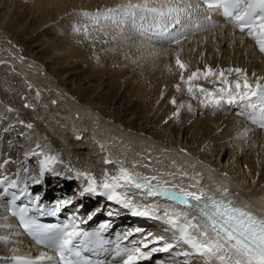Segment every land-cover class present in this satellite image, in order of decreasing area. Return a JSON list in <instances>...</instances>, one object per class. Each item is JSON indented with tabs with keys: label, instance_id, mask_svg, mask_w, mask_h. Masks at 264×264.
I'll return each instance as SVG.
<instances>
[{
	"label": "bare ground",
	"instance_id": "1",
	"mask_svg": "<svg viewBox=\"0 0 264 264\" xmlns=\"http://www.w3.org/2000/svg\"><path fill=\"white\" fill-rule=\"evenodd\" d=\"M41 1L36 6L35 0L30 5L21 0L14 3L0 0V27L26 43L35 26L48 27V23L54 24L62 17L59 15L96 12L128 2ZM75 18L74 25L80 30L82 26L88 29L84 37L80 34L77 37L83 40L82 44L78 45L77 40L73 43L74 33L66 36L74 28L68 22L59 25L57 37H48L54 28L31 39L34 46L42 41L36 57L43 60L45 73L54 79V91L33 93L38 95L32 99L36 102L34 112L23 107L24 111L17 112L19 118L9 112L0 115V179L7 177L18 185L0 195V238H7L0 239V264H18L16 258L44 251L31 244L6 213L7 198L13 192L19 194L25 185L28 194L20 197V204L33 209L40 205L48 212L54 207L52 196L59 195L57 203H69L61 205L55 216L69 221L75 217L76 224L103 223L104 231L135 242L142 251L163 246V241L156 242L160 236L168 239L165 230L168 225L163 220L134 215L131 208L101 195L100 189L84 192L88 181L83 176L78 178V172L91 173L99 183L105 170L115 174L124 167L141 176H155L156 183L168 187L195 192L209 190L222 198L234 196L242 205L264 216V133L249 125L247 113L251 110L245 107L246 102L229 103L227 94L217 93L213 98L195 89V94H190L187 84L181 81V75L186 81L197 69L204 72L211 68L217 76L208 79L201 76L192 83L216 93L224 86L218 74L224 72L230 82L242 81L243 74L229 72L239 68L250 83L257 80L264 83V53L255 41L216 14L212 15V21L217 27L190 33L179 44L167 41L149 44L139 36L113 40L115 27L109 25L99 31L90 19ZM68 25L73 27L69 29ZM98 27H103V22ZM93 53L96 57L100 54L99 64ZM92 56L97 68L93 61L86 60ZM177 58L186 65L185 70L177 66ZM84 65L88 69H83ZM63 91L66 96L61 94ZM63 96L66 99L60 102ZM20 101L19 108L24 104ZM2 108L0 104V112ZM242 111L245 115H240ZM27 124L33 127H24ZM37 143L44 153L57 157L43 175L40 163L43 156L30 154L41 150L36 148ZM105 160L111 163L106 164ZM201 179L204 184L199 182ZM223 189L228 190L227 196H222ZM117 191L126 192L136 206L170 205L159 197L145 198L146 194L138 189ZM37 196L40 199L30 204ZM159 215H163L162 210ZM145 243L148 248H143ZM179 258L172 253L156 252L146 263L205 264V259L196 254Z\"/></svg>",
	"mask_w": 264,
	"mask_h": 264
},
{
	"label": "snow or ice",
	"instance_id": "2",
	"mask_svg": "<svg viewBox=\"0 0 264 264\" xmlns=\"http://www.w3.org/2000/svg\"><path fill=\"white\" fill-rule=\"evenodd\" d=\"M213 14L222 15L233 28L239 29L241 33L246 32L258 45L260 52L264 53V0H137L135 3L128 0L127 3L115 7L82 13L85 18L94 22V27L99 31H103L104 27L109 25L115 27L117 32L112 37L113 40L121 38L131 40L134 36H139L149 44L164 41L179 44L182 39H187L190 33L215 28L217 24L212 21ZM101 22L103 27H98ZM176 64L182 71L186 69V65L179 58ZM232 71L243 74V80L230 82L224 72H220L218 78L224 86L218 88L216 93L192 83L201 76L204 79L217 76L211 68L204 72L197 69L186 81L181 75V81L187 84L188 93L193 95L195 89L213 98L217 93L227 94L229 103L236 100L246 102L245 107L251 110L247 113L248 119L264 128V83H260L259 80L255 84L250 83L242 69L229 70ZM177 89L179 90V85ZM220 98L222 99L223 95ZM172 103H176L175 99ZM240 115L245 113L242 111ZM26 127L31 129L33 125L27 124ZM36 148L41 149L39 143ZM30 154L43 156L40 161L41 175L57 160L56 156L48 155L42 149L33 150ZM105 163L111 161L105 160ZM80 176L88 181L84 192L94 193L100 189L101 195L131 208L134 215L153 216L169 226L166 231H171L172 242H168L163 236L156 238V242H164L162 247H153L148 251H142L138 246L118 248L117 254L125 257L123 264H140V261L150 259L156 252L172 253L174 257L196 254L205 259V264H264V216H257L245 207L236 206L234 200L218 199L210 191L205 190L195 192L181 188L177 191L175 187H167L159 181L152 183L157 180L155 176H141L124 167L115 174L105 170L99 183L91 173L78 172L77 177ZM9 188H18L17 182L7 177L0 179V195H6ZM130 188L141 190L146 194L145 198L160 197L172 203L136 206L126 192L117 191ZM27 194V185L19 190V194L11 193L12 215L19 218L20 226L38 245L56 253V256L41 253L35 259L16 258L18 264H91L82 253L90 250V246L102 243L98 239V234L80 229L75 217H72L70 222L40 223L37 216L29 215L33 211L29 205L20 207L15 203ZM227 194L228 190L223 189L222 196ZM39 199L37 196L29 203H35ZM66 203L69 201H60L48 212L40 205L34 210L41 216H55L60 212L61 205ZM161 210L163 215H159ZM0 239L6 241L7 238ZM181 245H186L187 248L184 249ZM143 248H148V243L143 244ZM173 249L179 250L172 252Z\"/></svg>",
	"mask_w": 264,
	"mask_h": 264
},
{
	"label": "rangeland",
	"instance_id": "3",
	"mask_svg": "<svg viewBox=\"0 0 264 264\" xmlns=\"http://www.w3.org/2000/svg\"><path fill=\"white\" fill-rule=\"evenodd\" d=\"M6 1L14 3L16 0H6ZM21 1L23 3L25 2L26 5L27 4L30 5L31 2H33V0H21ZM35 1H36V6L41 5L42 3L41 0H35ZM59 16H62V17H59V20L61 19L62 20L61 21L58 20L54 24L48 23L49 25L48 27H45L43 25L35 26L34 33L31 35V39L35 40L39 37H42L44 32H46L48 29H54V28H55L54 32L49 31V33H53V34L49 35L48 37L49 38L57 37L58 36L57 34L59 33L57 31V28L59 29V25H62L64 22L72 23L74 25V23L77 22V19L75 17L83 16V15L81 12H69V13H64L63 15H59ZM68 27L70 29L73 26L68 25ZM74 28H72L73 30L68 29L69 30L67 32V34L69 33L68 35L64 34L67 37H69V35L71 36V34L74 33L73 40H72L73 43H75L79 34H80V37L82 36L84 37L86 33L88 32V29L84 28L83 26L81 27L82 30H80V27L76 26V24L74 25ZM77 29H79V31ZM19 39L20 38H16L9 31H7L5 27L3 26L0 27V104L3 107L0 112V115L3 114L4 112L5 113L9 112L11 114H14L16 118H19L18 117L19 114H17V112H20L21 110L24 111L23 109H21L23 107L28 109L30 112L35 111L36 102H34L33 100L35 98L37 99L39 93L45 94L47 90L52 89L54 91L55 89V85H54L55 83L53 82L54 79H52L51 76H48L45 73L44 66H43V60L41 58L39 59L38 57H36V53L40 50L39 47H42L40 46L42 41L40 40L38 44L34 43L35 44L34 46L32 45L33 43L31 39H29L26 43L21 42V40ZM77 41H78V45L82 44L81 42H83L82 39L80 40L78 39ZM86 41L92 42L90 39H87ZM93 55L95 56L96 53H93ZM99 56L100 54L97 57L95 56L96 60L99 61V62L97 61L98 64L100 63V60H102L100 59ZM93 58L94 57L92 56L90 59H86V60L93 61V63L92 62L91 63L93 64V66H95L94 64H96L95 63L96 61L91 60ZM75 62L78 63V65L83 66V63L80 64L81 61L79 62L75 60ZM8 63H10V65H6ZM94 68H97V66H95ZM83 69H88V68L87 66L84 65ZM21 78H24V80ZM33 93H36L38 95L36 96ZM61 94H65V92L63 91ZM62 98L61 100H59L60 102L66 99L64 96ZM20 99L23 101L24 104H22V107L19 108V106L21 105V103L19 105ZM58 103H55V105L57 106ZM25 105H28V107H25ZM65 105L68 106L66 103ZM24 127H26V125H24ZM71 139L74 140V138H71ZM38 193H40V189ZM59 198H60L59 195L54 194L52 196V200L54 201V204L51 202V206L55 207L57 204L56 201ZM8 199L9 197L7 198V200Z\"/></svg>",
	"mask_w": 264,
	"mask_h": 264
}]
</instances>
